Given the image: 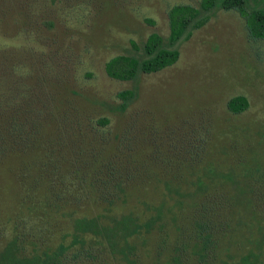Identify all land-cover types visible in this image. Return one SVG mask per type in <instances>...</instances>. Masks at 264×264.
Returning <instances> with one entry per match:
<instances>
[{"label": "rangeland", "instance_id": "1", "mask_svg": "<svg viewBox=\"0 0 264 264\" xmlns=\"http://www.w3.org/2000/svg\"><path fill=\"white\" fill-rule=\"evenodd\" d=\"M200 2L0 0V259L64 246V264H264V40L216 10L174 66L137 82L105 69ZM125 216L141 226L128 243L74 245L76 219Z\"/></svg>", "mask_w": 264, "mask_h": 264}, {"label": "trees", "instance_id": "2", "mask_svg": "<svg viewBox=\"0 0 264 264\" xmlns=\"http://www.w3.org/2000/svg\"><path fill=\"white\" fill-rule=\"evenodd\" d=\"M216 10L239 13L246 21L250 37L256 41L264 40V10H249L248 0H201L198 7L188 4L176 5L168 14L170 33L167 39L153 33L142 48L133 43L138 56L121 55L113 58L106 64V73L115 80L137 82L142 74H155L174 66L181 56L178 44L190 40L196 31L205 27ZM137 95V87L120 92L118 97L123 103L118 109L126 111ZM228 108L234 114H241L249 109V101L244 96L234 97L229 101ZM105 122L108 123L107 120ZM74 228V245L80 243L84 246V237L89 234L107 235L112 241L121 238L128 243L132 236L139 233L141 226L132 216H125L117 221L115 228H108L110 232L97 218H78L74 222ZM68 251V247L61 246L53 255H47L45 260L34 258L20 261L13 257L10 248L0 259V264H64Z\"/></svg>", "mask_w": 264, "mask_h": 264}]
</instances>
